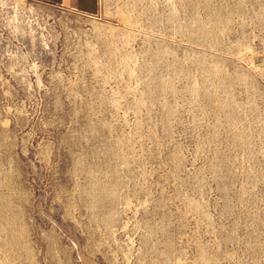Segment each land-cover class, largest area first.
I'll use <instances>...</instances> for the list:
<instances>
[{
  "label": "rangeland",
  "instance_id": "rangeland-1",
  "mask_svg": "<svg viewBox=\"0 0 264 264\" xmlns=\"http://www.w3.org/2000/svg\"><path fill=\"white\" fill-rule=\"evenodd\" d=\"M0 0V264H264V0Z\"/></svg>",
  "mask_w": 264,
  "mask_h": 264
},
{
  "label": "crops",
  "instance_id": "crops-1",
  "mask_svg": "<svg viewBox=\"0 0 264 264\" xmlns=\"http://www.w3.org/2000/svg\"><path fill=\"white\" fill-rule=\"evenodd\" d=\"M50 6L59 7L82 13H92L96 10V0H33Z\"/></svg>",
  "mask_w": 264,
  "mask_h": 264
}]
</instances>
